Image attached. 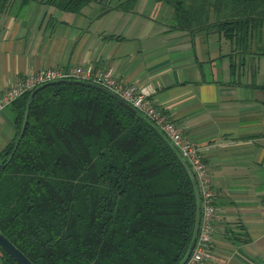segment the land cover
I'll return each instance as SVG.
<instances>
[{
  "label": "trees",
  "instance_id": "16d2710c",
  "mask_svg": "<svg viewBox=\"0 0 264 264\" xmlns=\"http://www.w3.org/2000/svg\"><path fill=\"white\" fill-rule=\"evenodd\" d=\"M29 1L0 0V11ZM40 1L80 12L94 0ZM135 1L115 7L131 10ZM159 1L172 8L170 26L229 41L239 68L245 57L255 64L264 56V0ZM29 93L12 101L16 133L0 149L1 231L36 264H177L192 236L195 196L166 140L98 88L50 83L27 105ZM0 259L18 264L1 247Z\"/></svg>",
  "mask_w": 264,
  "mask_h": 264
},
{
  "label": "crops",
  "instance_id": "0c3cea01",
  "mask_svg": "<svg viewBox=\"0 0 264 264\" xmlns=\"http://www.w3.org/2000/svg\"><path fill=\"white\" fill-rule=\"evenodd\" d=\"M119 1L72 12L31 0L0 11V96L26 74L77 64L110 67L117 79L147 88L198 146L210 176L216 208L199 264H264L263 56L255 64L245 57L239 68L217 32L170 26L168 4L136 0L122 10ZM14 111L12 102L0 110V149L15 136Z\"/></svg>",
  "mask_w": 264,
  "mask_h": 264
},
{
  "label": "built area",
  "instance_id": "2783aa9c",
  "mask_svg": "<svg viewBox=\"0 0 264 264\" xmlns=\"http://www.w3.org/2000/svg\"><path fill=\"white\" fill-rule=\"evenodd\" d=\"M66 78L92 81L119 94L156 123L186 159L194 173L199 189L200 220L194 245L183 264H199L209 254L213 217L216 208L210 176L198 146L152 101L150 91L147 88L117 79L110 67L101 68L91 64L84 66L77 64L72 66L44 67L33 73L24 75L4 90L0 96V110L23 92L31 90L41 83Z\"/></svg>",
  "mask_w": 264,
  "mask_h": 264
},
{
  "label": "water",
  "instance_id": "95a60500",
  "mask_svg": "<svg viewBox=\"0 0 264 264\" xmlns=\"http://www.w3.org/2000/svg\"><path fill=\"white\" fill-rule=\"evenodd\" d=\"M75 82V83H81V84H85L88 86H92L95 88H98L106 93H108L109 95L113 96L114 98H116L120 103H122L125 107H127L128 109H130L132 112H134L135 114H137L139 117H141L143 120H145L146 122H148L152 127H154L157 132L166 140V142L170 145V147L174 150V152L177 154V156L179 157V159L182 161V163L185 165V168L189 174L190 180L192 182V186H193V191H194V196H195V216H194V224H193V231H192V236L190 238L189 244L183 254V256L181 257V259L179 260V262L177 264H183L185 262V260L187 259V257L189 256L192 247L194 245L195 239L197 237V232H198V226H199V220H200V195H199V189H198V185L194 176V173L191 169V167L189 166L188 162L186 161V159L181 155V153L179 152V150L175 147V145L171 142V140L168 138V136L163 132V130L156 124L154 123L150 118H148L143 112H141L140 110H138L135 106H133L131 103H129L128 101H126L125 99H123L119 94H117L116 92H114L113 90L97 84L95 82L92 81H88V80H82V79H74V78H66V79H54V80H49L46 81L44 83H41L35 87H33L30 90L29 93V97H28V101H27V105L30 102V99L32 98V96L34 95V93L41 87L50 84V83H55V82ZM27 114H28V108L26 107L25 112H24V116L22 119V123H21V127L19 129L17 138L15 140L14 146H13V150L16 148L23 130L25 128L26 125V121H27ZM10 157V156H9ZM0 247L7 253L9 254L18 264H36L34 261H32L22 250H20L0 229Z\"/></svg>",
  "mask_w": 264,
  "mask_h": 264
},
{
  "label": "rangeland",
  "instance_id": "374dc122",
  "mask_svg": "<svg viewBox=\"0 0 264 264\" xmlns=\"http://www.w3.org/2000/svg\"><path fill=\"white\" fill-rule=\"evenodd\" d=\"M157 16V15H156ZM155 16V17H156ZM158 19H163V18H160V17H157ZM169 23L171 24V19L169 20ZM223 40H225L224 38H223ZM223 48H225L224 47V44H223ZM261 58H263L264 59V56L263 57H261ZM229 61H230V58H229V60H228V58L226 59V60H224V62L226 63V62H228L229 63ZM230 62H232V61H230ZM229 65V64H228ZM259 72H261V73H259L260 75H264V65H260V67H259ZM258 79H260V81H263V79L262 78H259L258 77ZM0 264H1V259H0Z\"/></svg>",
  "mask_w": 264,
  "mask_h": 264
}]
</instances>
